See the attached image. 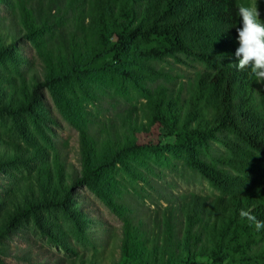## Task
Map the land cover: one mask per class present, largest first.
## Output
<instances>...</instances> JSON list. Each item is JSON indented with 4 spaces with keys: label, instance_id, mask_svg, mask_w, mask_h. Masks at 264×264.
<instances>
[{
    "label": "trees",
    "instance_id": "trees-1",
    "mask_svg": "<svg viewBox=\"0 0 264 264\" xmlns=\"http://www.w3.org/2000/svg\"><path fill=\"white\" fill-rule=\"evenodd\" d=\"M253 3L264 19V0H0V63L18 73L0 71V116L19 139L0 132V209L10 220L49 208L75 216L79 188L97 196L121 221L118 254L107 262L93 242L69 264H264V229L239 215L264 221V83L233 66L237 9ZM24 44L39 67L24 68ZM170 59L199 69L170 87ZM125 88L144 101L123 104ZM44 91L78 132L77 165L45 131ZM153 126L168 141L139 143ZM164 152L216 195L166 193L173 185L143 159Z\"/></svg>",
    "mask_w": 264,
    "mask_h": 264
},
{
    "label": "rangeland",
    "instance_id": "rangeland-1",
    "mask_svg": "<svg viewBox=\"0 0 264 264\" xmlns=\"http://www.w3.org/2000/svg\"><path fill=\"white\" fill-rule=\"evenodd\" d=\"M254 2V0H251ZM14 6V4L12 5ZM5 5H0V16L7 12ZM24 57V68L30 66L39 67L34 50L28 44H24L21 51ZM28 63V64H27ZM165 67L172 81L168 86L174 87L177 82L191 77L199 66L197 64L185 65L175 63L171 59L161 64ZM0 71L18 76L14 66L10 61L0 63ZM172 71V72H169ZM101 85L112 89L114 85L104 76H100ZM118 98L123 104H134L144 101V99L134 90L122 89L118 92ZM44 100L54 121H44L45 131L55 144L62 150L65 157L71 163L77 165L78 153V132L68 124L55 109L49 95L44 91ZM110 111V110H109ZM33 128V127H32ZM0 132L7 140L19 141L9 118L0 116ZM169 138L165 132L153 126L148 133L138 136L139 143L164 144ZM165 154H146L143 159L145 166L154 167L161 175L154 179L166 187V183L173 185L172 189L164 190L169 195L181 193H197L213 197L216 192L209 186L208 182L198 173L189 169L181 163V159L176 155ZM143 171L145 169L142 168ZM17 176L25 175L22 169H12ZM0 174V183L6 182ZM121 181L127 183L126 188L132 197L145 203L147 207L153 208L147 200L142 201L140 196L133 190V181L127 175L119 177ZM131 181V182H130ZM139 184H143L139 182ZM135 187H140L134 184ZM4 187L0 185V193ZM73 202L79 205L73 209L75 216H69L56 208L40 210L36 216L24 215L17 220H10L9 215L12 209H0V260L3 264H69L77 254L89 256L100 245L106 246L103 251L104 256L108 257L112 253L117 256L118 251L115 247L117 236L120 233L121 221L118 217L93 193L85 188H79ZM11 221V222H9ZM6 227L8 229L6 230Z\"/></svg>",
    "mask_w": 264,
    "mask_h": 264
},
{
    "label": "clouds",
    "instance_id": "clouds-1",
    "mask_svg": "<svg viewBox=\"0 0 264 264\" xmlns=\"http://www.w3.org/2000/svg\"><path fill=\"white\" fill-rule=\"evenodd\" d=\"M237 11L239 47L234 53L237 62L233 66L239 71L247 70L257 83H264V19L255 3L241 4ZM239 215L254 224L257 231L264 229V221L257 220L250 209H242Z\"/></svg>",
    "mask_w": 264,
    "mask_h": 264
}]
</instances>
